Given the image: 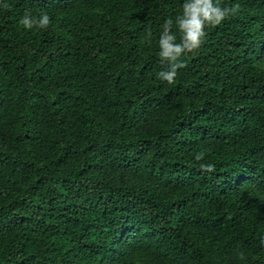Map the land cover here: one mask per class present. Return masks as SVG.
I'll return each instance as SVG.
<instances>
[{"label": "trees", "instance_id": "1", "mask_svg": "<svg viewBox=\"0 0 264 264\" xmlns=\"http://www.w3.org/2000/svg\"><path fill=\"white\" fill-rule=\"evenodd\" d=\"M184 2L0 0V264H264V0L168 83Z\"/></svg>", "mask_w": 264, "mask_h": 264}, {"label": "clouds", "instance_id": "2", "mask_svg": "<svg viewBox=\"0 0 264 264\" xmlns=\"http://www.w3.org/2000/svg\"><path fill=\"white\" fill-rule=\"evenodd\" d=\"M238 7L236 5L233 8H221L214 0H185L183 13L175 20L182 33L179 42H177L176 35L171 32L173 20L167 19L164 23L163 32L159 38V55L163 60L169 62V68L167 71H161L158 74L159 78L172 83L176 77L177 69L182 67L180 57L185 52H192L199 48L205 35L206 26L221 24L230 14L234 15ZM21 23L25 29H31L34 22L26 15L22 17ZM39 24L42 27H47L48 16L44 15ZM203 155V152L199 153L196 159H201Z\"/></svg>", "mask_w": 264, "mask_h": 264}]
</instances>
